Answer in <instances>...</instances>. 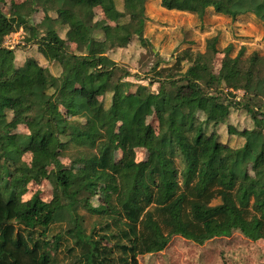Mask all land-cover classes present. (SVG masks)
I'll return each mask as SVG.
<instances>
[{
  "label": "trees",
  "instance_id": "16d2710c",
  "mask_svg": "<svg viewBox=\"0 0 264 264\" xmlns=\"http://www.w3.org/2000/svg\"><path fill=\"white\" fill-rule=\"evenodd\" d=\"M25 1L45 14L39 27L23 6L11 17L0 6V264H142L175 238L264 240V56L243 47L233 57L229 45L216 71L217 36L173 66L151 50L148 85H138L111 54L134 39L148 46L151 0ZM161 6L200 18L209 8L233 20L250 14L264 27V0ZM20 30L58 75L34 58L16 65L6 39ZM235 111L252 127L232 126ZM20 126L27 133H15ZM222 126L241 144L224 142ZM63 157L74 167L59 168ZM52 170V200H23ZM87 176L98 192L85 188Z\"/></svg>",
  "mask_w": 264,
  "mask_h": 264
},
{
  "label": "rangeland",
  "instance_id": "374dc122",
  "mask_svg": "<svg viewBox=\"0 0 264 264\" xmlns=\"http://www.w3.org/2000/svg\"><path fill=\"white\" fill-rule=\"evenodd\" d=\"M21 1L5 0L0 6L3 12L11 17L15 16V6L19 5ZM160 1H149L147 4L149 21L146 24V36L148 37V46L144 47L137 39H134L128 48L117 50L111 54V57L120 66L130 72V76L127 78L129 81L138 85H148V82L144 80L147 79L146 75H148L152 64L157 59L153 53L160 54L164 61L169 63L165 66H173L180 54L184 56L189 51L204 52L207 39L214 36L219 38L218 48L221 52L215 59L216 71H219L225 49L229 45H233L231 53L233 57L243 47L246 49V55L257 52L264 56V27L254 15L248 14L233 20L231 17L221 15L213 8H209L205 11L204 17L200 18L188 12L166 11L162 8ZM118 2L121 4L122 0H118ZM37 10L40 11V16L34 15L31 18H33V22L35 21V25L39 27L45 14L41 12L39 7L35 9V11ZM150 15L154 19H151ZM103 19L102 14H100L97 20ZM27 35V32L20 30L6 39L10 49L16 48L18 50L16 65L20 67L27 59L34 58L39 61L40 65L48 68L53 75H58L61 70L57 63L46 61L38 51L37 46H33V44L25 45ZM61 36L65 37V32H62ZM68 50L73 52L74 49L69 47ZM157 87L158 85H154L152 89L155 90ZM102 98V96H99V99L102 100ZM259 117L262 118L263 116L259 115ZM149 124L156 128L158 122L155 118H152L149 120ZM230 124L239 130L252 127L249 116L242 111L232 113ZM15 133L24 134L27 133V130L20 126L15 130ZM219 133L222 140L229 142L231 145H239L242 142L240 139L230 136L226 126L220 127ZM149 152V148L138 150L136 154L137 161L145 160ZM68 158H61L59 168L69 169L74 167V164ZM23 161L30 163L31 155H25ZM75 166L81 167V164ZM251 173H253V168H251ZM55 178V171L52 170L51 174L42 182L30 183L23 200H29L38 194L44 202L51 201ZM84 185L88 191L94 193L100 189L94 185L91 176L85 178ZM111 190L115 191V188L112 187ZM60 257H63V254ZM140 261L142 264H264V240L251 241L239 233H234L229 238L215 239L200 246L182 238H175L165 252L144 256Z\"/></svg>",
  "mask_w": 264,
  "mask_h": 264
},
{
  "label": "crops",
  "instance_id": "0c3cea01",
  "mask_svg": "<svg viewBox=\"0 0 264 264\" xmlns=\"http://www.w3.org/2000/svg\"><path fill=\"white\" fill-rule=\"evenodd\" d=\"M155 1H157V0H151L150 2H155ZM148 4V3H147ZM151 4V3H150ZM160 4H161V1H160ZM16 5V3L14 4V6ZM19 5H21V6H23L25 9H27L30 13L29 14H31L32 15V17L34 16V15H37V17L38 16H40V11H34L33 13H31L32 12V9H31V7L28 5V3L25 1V0H22L21 1V3L19 4ZM37 8V7H36ZM35 8V9H36ZM41 10V9H40ZM167 11V10H166ZM41 12H43L42 10H41ZM178 12V11H177ZM150 18L151 19H154V17H152V15H150ZM44 19V18H43ZM42 19V20H43ZM36 21H37V19H36ZM35 22V21H34ZM41 23V22H40ZM73 46V44H70L69 45V47L71 48V49H74L75 50V47H72ZM75 46V45H74ZM73 50V51H74ZM17 53H18V51H17ZM39 62V61H38ZM25 63V62H24ZM24 65V64H23ZM23 65H21L20 67H22Z\"/></svg>",
  "mask_w": 264,
  "mask_h": 264
},
{
  "label": "built area",
  "instance_id": "2783aa9c",
  "mask_svg": "<svg viewBox=\"0 0 264 264\" xmlns=\"http://www.w3.org/2000/svg\"><path fill=\"white\" fill-rule=\"evenodd\" d=\"M8 45V44H7Z\"/></svg>",
  "mask_w": 264,
  "mask_h": 264
}]
</instances>
